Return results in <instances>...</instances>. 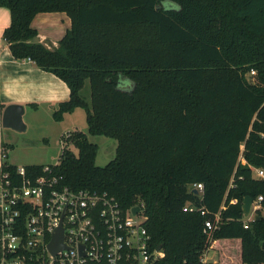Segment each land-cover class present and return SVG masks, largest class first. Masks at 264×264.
Wrapping results in <instances>:
<instances>
[{
  "label": "trees",
  "instance_id": "1",
  "mask_svg": "<svg viewBox=\"0 0 264 264\" xmlns=\"http://www.w3.org/2000/svg\"><path fill=\"white\" fill-rule=\"evenodd\" d=\"M0 7L10 12L2 37L14 59L31 60L69 89L54 122L85 111L88 132L64 136L60 161L50 165L65 186L106 191L123 210L142 202L150 246L164 251L155 264H202L216 246L211 264H232L234 250L241 264H264V214L246 228L242 210L246 196L263 197L264 208V178L254 177L264 170V0H0ZM43 12L71 19L56 48L39 43L31 26ZM87 134L117 141L113 160L96 166L98 147ZM193 184L203 186L202 198ZM186 204L207 213L184 212ZM216 214L218 228L205 233Z\"/></svg>",
  "mask_w": 264,
  "mask_h": 264
},
{
  "label": "built area",
  "instance_id": "2",
  "mask_svg": "<svg viewBox=\"0 0 264 264\" xmlns=\"http://www.w3.org/2000/svg\"><path fill=\"white\" fill-rule=\"evenodd\" d=\"M254 72H251L253 75ZM70 135L67 133L66 137ZM1 151L0 165V264H155L164 257L162 248L150 246L145 229L143 203L123 210L115 196L103 191H73L63 184L50 165L41 173L28 172L25 166L6 162ZM7 163V164H5ZM264 178L263 169H255ZM231 187V185H230ZM202 198L203 186L189 190ZM263 197L252 200L250 214L243 226L255 220ZM139 207L137 215L131 209ZM184 212L207 211L195 204L183 206ZM220 215L204 222V232L218 228ZM60 233L63 246L53 251L49 244ZM206 250L200 263L208 262Z\"/></svg>",
  "mask_w": 264,
  "mask_h": 264
},
{
  "label": "crops",
  "instance_id": "3",
  "mask_svg": "<svg viewBox=\"0 0 264 264\" xmlns=\"http://www.w3.org/2000/svg\"><path fill=\"white\" fill-rule=\"evenodd\" d=\"M10 22L9 10L0 7V165L2 163L1 151L6 145L8 147L6 162L26 167L38 164L29 163L25 157H18L14 153L15 147L18 144L29 145L30 140L35 137L47 141V131L43 129L46 125L42 123H39L41 132H38L36 136L30 133L34 126V119L54 121L53 112L59 103L69 98V89L57 76L51 72L42 71L31 60L14 59L2 37L3 31ZM31 26L38 33L37 41L39 43L45 44L48 48H56L57 43L70 29L71 19L64 12H43L34 17ZM10 104L20 105L24 108L22 120L25 130L18 132L1 125L2 113L5 107ZM77 110L79 109L64 114L63 120L56 123H62L67 115H73ZM62 135H58L61 145ZM10 152L11 154H9Z\"/></svg>",
  "mask_w": 264,
  "mask_h": 264
},
{
  "label": "rangeland",
  "instance_id": "4",
  "mask_svg": "<svg viewBox=\"0 0 264 264\" xmlns=\"http://www.w3.org/2000/svg\"><path fill=\"white\" fill-rule=\"evenodd\" d=\"M172 5V3H169V5ZM120 86L121 87H127L129 85L128 81L126 80H120ZM128 88V87H127ZM90 88L88 85V82L85 83L84 89L82 90L83 96L86 98L89 97ZM39 123H42L43 125H46L43 129L47 131L46 139L47 141L42 140L39 137L32 138L29 142V145H22L18 144L15 148L14 153L18 157H25L27 158L28 162H32L38 165L47 166V165H57L59 163V158L62 152V145L59 142L58 135L63 134L62 138L66 134H70L74 131H80V132H88V125L85 121V111L83 109H79L75 112L73 115H67L62 123H56L52 121L51 119L46 120H38L34 119L33 122V129L31 128L30 133H32L34 136L38 132H41L42 129L40 128ZM60 139L61 141L63 139ZM88 140L96 144L98 147L97 154L95 157V164L98 167L106 165L108 162L113 160L115 156V150L117 147V141L114 139L105 137L103 135L100 136H91L87 134ZM29 146V147H28ZM73 151H76L73 148ZM11 154V152L9 153ZM18 166H22L21 164H18ZM254 177L258 179L256 176V173H254ZM218 246L215 248H211L210 251L207 254L208 264L216 263L217 260V250ZM232 264H241L238 260V252L237 250H234L233 256L231 258Z\"/></svg>",
  "mask_w": 264,
  "mask_h": 264
},
{
  "label": "water",
  "instance_id": "5",
  "mask_svg": "<svg viewBox=\"0 0 264 264\" xmlns=\"http://www.w3.org/2000/svg\"><path fill=\"white\" fill-rule=\"evenodd\" d=\"M24 113V108L20 105L16 104H10L9 106H6L3 113H2V118H1V125L4 128L7 129H13L18 132L25 130V126L23 124L22 120V115ZM194 194H198L195 189L192 190ZM252 197L251 196H246L244 198L243 204H242V210H243V217H247L250 214V206L252 203ZM132 214L137 215L139 211V207H135L131 209ZM259 219V216L255 217V220ZM62 236L60 233H57L53 239L51 240L49 244V248L53 251L58 250V248L62 247ZM161 246H158L160 248Z\"/></svg>",
  "mask_w": 264,
  "mask_h": 264
},
{
  "label": "clouds",
  "instance_id": "6",
  "mask_svg": "<svg viewBox=\"0 0 264 264\" xmlns=\"http://www.w3.org/2000/svg\"><path fill=\"white\" fill-rule=\"evenodd\" d=\"M128 83H131V81L129 80Z\"/></svg>",
  "mask_w": 264,
  "mask_h": 264
}]
</instances>
